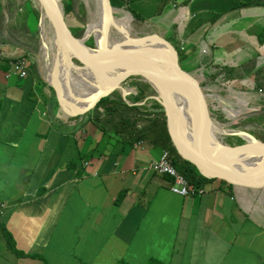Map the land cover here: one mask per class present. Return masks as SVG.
I'll list each match as a JSON object with an SVG mask.
<instances>
[{
    "label": "crops",
    "instance_id": "0c3cea01",
    "mask_svg": "<svg viewBox=\"0 0 264 264\" xmlns=\"http://www.w3.org/2000/svg\"><path fill=\"white\" fill-rule=\"evenodd\" d=\"M110 3L115 21H136L145 34L177 44L179 61L194 71L182 69L217 123L224 115L235 130L264 132V0ZM10 8L0 13V227L23 259L264 264V191L206 180L194 185L202 195L178 196L170 177L149 169L169 147L160 120L128 145L92 123L77 126L41 81L37 92L29 70L25 78L12 71V61L35 49L39 31L32 0ZM22 9L17 28L10 21Z\"/></svg>",
    "mask_w": 264,
    "mask_h": 264
},
{
    "label": "water",
    "instance_id": "95a60500",
    "mask_svg": "<svg viewBox=\"0 0 264 264\" xmlns=\"http://www.w3.org/2000/svg\"><path fill=\"white\" fill-rule=\"evenodd\" d=\"M61 2L36 0L41 17L44 16L53 29L55 41L51 69L43 82L54 91L61 109L74 115L83 114L114 93L125 99V93L133 83H145L156 94L153 99L162 108L169 140L182 160L190 163L207 180L264 191V164L250 169V173L230 168L234 163L264 157V141L241 130L218 127L220 134L239 137L244 145L236 147L212 142L211 130L217 125L210 117L198 85L182 69L178 52L171 43L157 34H148L120 39L107 48L98 42L92 32L97 28L91 25H87L81 37H76L67 24ZM103 5L105 20L111 23L114 18L110 0H103ZM89 37H92L94 51L85 45ZM151 43L161 48L153 50L149 46ZM92 51L94 53H90ZM69 64L89 75L99 72L90 79L89 86L77 89L68 79ZM106 69H110L108 74L104 73ZM188 102L198 116L187 137L183 132L180 107H185Z\"/></svg>",
    "mask_w": 264,
    "mask_h": 264
},
{
    "label": "rangeland",
    "instance_id": "374dc122",
    "mask_svg": "<svg viewBox=\"0 0 264 264\" xmlns=\"http://www.w3.org/2000/svg\"><path fill=\"white\" fill-rule=\"evenodd\" d=\"M21 1L22 0H0V13L6 12L5 9H6L7 5L11 7L10 8L11 10H15L17 8V6H18V3H20ZM32 1L34 3V7H35V10H36L37 16H38V31H39V35L37 36L36 39H34V42H33V45L36 46L35 49H33V51H31L29 55L25 56V58L24 57H21V58H24L25 61L28 64V67H31L29 69V71H30L29 75H30V77H32L34 79V81L36 83L35 88L37 89V92L39 93L40 89H38L39 85L37 84V81H41V83H42L43 79L46 78V75H44V73L46 72V68H48V66L50 64V61H51V55L53 53V49H52L53 45L50 42L49 37H46L45 34L42 32V28H43V30H49L50 28L48 27V25H46V23H45V25H42V17H41V13H40L41 11L39 9V6L36 3V0H32ZM61 3H62L64 15H65V12H67L66 21H67L68 26L70 27V29H71V31L73 33H75L79 37H81V35L84 33L85 28L87 27V25L90 24V20L95 16V8L96 7L94 5L95 4L94 0H62ZM25 8L27 9V5H25ZM24 13H25V9L24 10L22 9L21 12L19 11L18 12V16H16V18L13 21H10V24L11 25H15L17 28L21 27L19 24L21 22L23 24V16H24L23 14ZM113 18H115V17L113 16ZM34 23H35V20L31 16L30 17V24L33 26V28L29 25L30 26V30L31 29L33 31L35 30ZM114 23H115V28L118 29V28H120L122 26L124 21L121 22L120 20L119 21H115L114 20ZM41 25H42V27H41ZM115 28L112 31V34L110 36V44L112 46L117 44L119 42V40L121 39V37L115 32L116 31ZM80 30H83V31L80 32ZM4 35L5 34H3V36ZM128 35L131 36L132 38H136V37H141V36H145V35H148V34H145V32H142L141 30H139L136 27V21H132L131 20L129 22ZM5 38H7V36ZM22 38H23L22 40L19 39L20 41L18 40V38H16V41L23 42V41L26 40L24 37H22ZM164 38L169 43H171L174 46V48L177 50V52H178L177 44H175L169 38H166V37H164ZM27 40L29 42H32V40H30L29 38H27ZM3 43H6V42H3ZM85 45L88 46L89 49H91L93 51L95 50L92 37H89L87 39ZM44 50H45V52H44ZM93 51L90 52V53H94ZM85 60H87V58H85ZM180 63L186 69H188V70H190L192 72L194 71V68L189 66L186 61L180 60ZM76 64L77 63L75 62V65ZM79 86L82 87V88L86 87V86H81V85H79ZM46 91H47V93L49 94V96L51 98L53 97V99H55V103L57 104V98L55 97V93L50 91L47 88H46ZM128 91H129V93H128ZM128 91H127V93H125V98L126 97L128 98V96H130V95L131 96L135 95V92L132 90V87L128 88ZM146 93H147V94H145L146 98L152 97V99H153L154 97H156V94H155L153 88L150 87V86H149V89H148V91ZM144 101H145L144 104H143V102L139 103L141 105H145V108L143 107L142 109L139 110L140 112H138L139 115H143L144 116V121H140L139 124L140 125H141V123L142 124H149V125L152 126L158 120H160L161 123H163V120H164L163 111L160 110V109L159 110L153 109L152 104H151L149 99L148 100H144ZM152 101H155V100L153 99ZM207 107L209 109L208 105H207ZM209 112H210V110H209ZM63 113L64 114L65 113L70 114L69 112H65L64 110H63ZM230 116L231 115L229 114V116H227V118H229L230 122H232V119L230 118ZM210 117L216 123V125L224 126L225 129H234V127L236 128V126L232 127V126H230V124H228V122H226L227 120L224 117V115L222 117V118H224V121L221 122L220 124H219V122L218 123L216 122V120L214 119L215 117L213 116L212 112H210ZM105 131L111 133L110 132L111 129H110L109 126H107V124L105 125ZM97 132L100 133V131H98V129H97ZM99 133H96V134H99ZM248 134H250L252 137H254L257 140L264 141V132H253V133L250 132ZM107 138L108 137H106V136L102 137L101 142H102V140H103L104 144L109 142L110 143V147H111L112 144H115L114 140H112V139L110 140L109 138L108 139ZM218 141L221 144H223V145H229V146L238 147V146L244 145V142L239 137L219 136L218 137ZM119 142H124L123 136H122V138H120ZM138 146L139 145L137 144V147ZM125 147L129 148V146H125ZM140 147H142V145ZM172 154L174 155V153H172ZM169 155H170V153H169ZM178 160H179V158H178ZM179 161H181V160H179ZM196 172H197V170H196ZM197 174H198V172H197ZM254 196L256 198V196H261V195L257 194V195H254ZM0 264H41V263H39L38 261H34V260L23 259L22 255L14 254L8 247L7 240H6L5 236H4V230L0 227Z\"/></svg>",
    "mask_w": 264,
    "mask_h": 264
},
{
    "label": "trees",
    "instance_id": "16d2710c",
    "mask_svg": "<svg viewBox=\"0 0 264 264\" xmlns=\"http://www.w3.org/2000/svg\"><path fill=\"white\" fill-rule=\"evenodd\" d=\"M66 15L67 12H65V19ZM82 31L83 30H80V32ZM73 34L76 37H79L77 34ZM42 84L44 85V87L54 92L45 83L42 82ZM131 87L132 90L135 92L134 96L130 95L128 96V98L126 97L124 99L120 95H118V93H114L111 96L100 100L92 109L84 112L83 114H78L75 116L73 115L72 117H75V119H77V126H80L85 123H92L94 126H96V128L101 132L102 135H106L108 132L105 131V125L107 124V126L110 127L111 132H113L116 137L122 138L123 136L124 142H121L122 144H132L135 140L140 137L142 132L144 133L147 129H151L153 127L155 130L159 123V120L156 121L154 124L152 123V126L149 124H139L140 121H144V116L139 115L138 112H140L139 110L143 107L145 108V105H141L139 103H144V100L146 99L145 94H147L146 92L149 89V85L141 82H136L133 83ZM152 100H150V102L152 104L153 109L162 110L160 104ZM55 106L58 109L62 110L58 103ZM66 114L68 115V113ZM162 124H164V129L166 132L165 119L163 120ZM166 137L169 143L167 151L171 155V163L177 170V172L180 173L189 182L191 186L197 185V183L201 181L206 182L207 179L198 175L196 169L190 163L182 160L180 156L177 155L169 140L167 132ZM156 139V136H154L153 140L156 141ZM172 153H174V155ZM178 158L181 161H179ZM115 202L118 203V201ZM2 229L4 230V236L7 240L9 249L14 254L22 255L15 249V245L10 234L6 232L4 228ZM118 264L124 263L120 262ZM148 264L151 263L149 262Z\"/></svg>",
    "mask_w": 264,
    "mask_h": 264
},
{
    "label": "bare ground",
    "instance_id": "6f19581e",
    "mask_svg": "<svg viewBox=\"0 0 264 264\" xmlns=\"http://www.w3.org/2000/svg\"><path fill=\"white\" fill-rule=\"evenodd\" d=\"M56 1L61 2L62 0H56ZM94 2H95L94 5L96 7L95 8V16L90 20L89 25L97 28V30L94 28L92 30V32L96 36L98 42H102L107 48H109V46L112 47V45L110 44V36L112 34V31L115 28L114 20L111 23H107V21L105 20V9H104V5H103V0H94ZM44 19L45 18L43 16L42 25H45V23H46V25H48V27L50 29L49 30H43V28H42V32L45 34L46 37H49L50 42L53 45V48H52L53 53L51 55V61H50L48 68H46V72L44 73V75L47 76V74L50 72L51 63H52V60L54 57L55 41H54L53 29H52L50 23L48 21H44ZM129 22H130V20L124 21V23L122 24V26L120 28H118V29L115 28L116 29L115 32L121 37V39L129 38V35H128ZM42 25H41V27H42ZM143 27H145V26H143ZM149 46L153 50H156L155 47L161 48V47H158L157 45H155V43H151V44H149ZM149 46H147V47H149ZM44 52H45V50H44ZM68 66H69L68 79H70V81L77 86L76 87L77 89H82V87H80L79 85L89 86L90 79L93 78V76L96 75L97 72H99L97 70L95 73L91 72L89 75L83 71H79V68H77L73 65L69 64ZM108 71H110V69L104 70V73L108 74ZM171 94H173V92ZM180 110H181V116H182L183 132L188 137V136H190V132L192 130V124L194 123V119H197L198 114L194 110L192 104L190 105L189 102L186 104L185 107L181 106ZM218 127L224 128V126L217 125V126L213 127V129L211 130V132H212L211 135H212V139H213L212 142H214V143L216 142L217 145H218V137L224 136L223 134L219 133L221 131ZM262 164H264V157H253V158H250L246 161L234 163V164L230 165V168L244 172V173H250V169L257 168V167L261 166ZM204 170L206 172H209L208 169H204ZM245 178L251 179L253 177L245 176Z\"/></svg>",
    "mask_w": 264,
    "mask_h": 264
},
{
    "label": "built area",
    "instance_id": "2783aa9c",
    "mask_svg": "<svg viewBox=\"0 0 264 264\" xmlns=\"http://www.w3.org/2000/svg\"><path fill=\"white\" fill-rule=\"evenodd\" d=\"M44 21L46 20L44 19ZM10 66L12 71L18 74L19 78H25L27 76L29 67L24 58H18L12 61ZM149 169L155 174L170 177L172 180L170 190L178 196L188 197L193 195H202L204 193L202 188L191 186L189 182L177 172L171 163L168 151H163L158 160L151 162Z\"/></svg>",
    "mask_w": 264,
    "mask_h": 264
}]
</instances>
